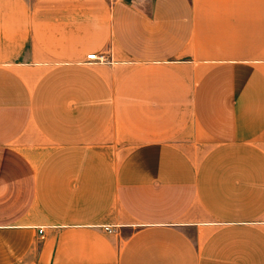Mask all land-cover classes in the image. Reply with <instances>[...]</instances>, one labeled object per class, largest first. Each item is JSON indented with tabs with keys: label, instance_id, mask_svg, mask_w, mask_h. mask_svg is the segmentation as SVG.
Returning a JSON list of instances; mask_svg holds the SVG:
<instances>
[{
	"label": "crops",
	"instance_id": "0c3cea01",
	"mask_svg": "<svg viewBox=\"0 0 264 264\" xmlns=\"http://www.w3.org/2000/svg\"><path fill=\"white\" fill-rule=\"evenodd\" d=\"M0 264H264V0H0Z\"/></svg>",
	"mask_w": 264,
	"mask_h": 264
},
{
	"label": "built area",
	"instance_id": "2783aa9c",
	"mask_svg": "<svg viewBox=\"0 0 264 264\" xmlns=\"http://www.w3.org/2000/svg\"><path fill=\"white\" fill-rule=\"evenodd\" d=\"M87 58H88V60H99V61H101L102 59H103V56H97L96 54H94V53H91V54H88L87 55ZM40 232H42L41 230H40Z\"/></svg>",
	"mask_w": 264,
	"mask_h": 264
}]
</instances>
